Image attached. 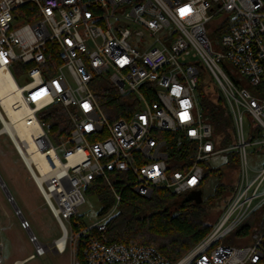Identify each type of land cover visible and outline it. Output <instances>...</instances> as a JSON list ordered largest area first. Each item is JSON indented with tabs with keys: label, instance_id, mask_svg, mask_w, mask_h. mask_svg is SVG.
<instances>
[{
	"label": "built area",
	"instance_id": "built-area-1",
	"mask_svg": "<svg viewBox=\"0 0 264 264\" xmlns=\"http://www.w3.org/2000/svg\"><path fill=\"white\" fill-rule=\"evenodd\" d=\"M25 4L35 7V19L16 12ZM54 52L59 64L46 76L41 65ZM1 68L19 87L32 131L29 141L10 132L4 120L13 123L0 103V134L12 142L60 228L56 239L65 237L74 259L80 244L85 264H264V163L247 165L248 147L264 153V0H0ZM201 71L225 100L233 127L229 145L220 144L203 118ZM97 76L123 98L124 115L109 117L101 109L91 89ZM54 102L71 123L69 134L56 138L38 117ZM162 131L181 135L185 144L186 157L174 160L178 168L170 167ZM231 151L238 158L235 188L208 233L177 261L152 246L108 239L106 222L120 202L109 172H125L126 185L143 197L155 188L183 197L201 190L204 164ZM32 154L41 157L43 171ZM93 176L104 178L114 203L86 224L75 217ZM258 210L259 228L251 233ZM247 219L249 232L235 235ZM232 233L237 245L223 241ZM34 239L29 236L31 257L40 256ZM2 250L0 240V264Z\"/></svg>",
	"mask_w": 264,
	"mask_h": 264
},
{
	"label": "trees",
	"instance_id": "trees-1",
	"mask_svg": "<svg viewBox=\"0 0 264 264\" xmlns=\"http://www.w3.org/2000/svg\"><path fill=\"white\" fill-rule=\"evenodd\" d=\"M26 10H31V12L26 13ZM16 12L26 21H31L37 16L35 7L31 4L18 7ZM58 64L56 52L47 54L46 63L41 65L43 74L46 76L53 74L54 68ZM91 89L96 101L107 116L124 115L123 98L117 95L113 86L109 85L106 80H102V76L94 78ZM197 91L203 118L212 125L221 145L231 144L233 142V127L223 96L220 92L216 96H212L201 78ZM38 117L52 138L69 134L71 123L67 112L59 102H54L42 109L38 113ZM160 135L165 138L169 147L170 167L178 168L174 160L184 159L187 154L181 135L169 131H162ZM224 169L237 172L238 158L235 151L227 153L224 163L220 166L213 167L204 164L203 181L211 173L216 174L219 180L213 193L206 198L202 197L200 203L191 200L182 201V197L165 188H155L149 197H143L126 185L129 177L125 172H109L107 175L120 195V202L116 211L106 222L108 239L111 242L152 246L167 257L171 263L177 261L210 230L213 222L209 223L205 220L208 213L207 208L212 205V200L225 190V185L220 178L221 171ZM235 180L228 188L229 194L221 209L235 188ZM85 192L97 197L100 203V208L97 211L98 217L105 214L114 203L110 188L101 176H93ZM75 219L81 220L82 217L78 215ZM249 227L250 219H247L235 229L234 234H247ZM75 259L79 264H85L80 244L76 248Z\"/></svg>",
	"mask_w": 264,
	"mask_h": 264
},
{
	"label": "rangeland",
	"instance_id": "rangeland-1",
	"mask_svg": "<svg viewBox=\"0 0 264 264\" xmlns=\"http://www.w3.org/2000/svg\"><path fill=\"white\" fill-rule=\"evenodd\" d=\"M212 37L213 35H210V38ZM199 75L207 84L210 94L216 96L219 90L210 76L202 71ZM240 81L241 85L245 86L252 94H257L253 86L248 85L243 79H240ZM19 83L22 84L23 81H19ZM247 120L245 117V124H247ZM0 128H2L1 123ZM223 163L224 159L222 158L216 160L212 165L213 167L220 166ZM263 163L264 153L254 151L252 147H248V167L250 169H258L262 167ZM221 172L220 178L223 185H225V190L216 199H213L212 205L207 208L208 213L205 220L209 223L216 220L229 194L228 188L232 186L237 174L235 170L231 171V169H224ZM0 176L19 210V214H17L0 187V240L3 242L4 257L9 259L10 262L13 258H19L23 260L22 264H75L74 256L69 247L65 248L62 252L47 249L44 256H33L26 259L27 256L33 254L34 247L33 243L29 240L28 230L22 225V219L28 222L29 231L40 242L45 244H49L59 237L61 231L56 220L45 205L33 180L23 166L12 142L4 133L0 134ZM218 180L217 175L213 173L206 177L201 185L203 198L213 193ZM84 197L85 203L81 206L80 212L83 221L86 224H91L99 218L97 211L100 208V203L94 194L84 192ZM260 219L261 214L258 210L256 215L257 222L254 225L255 227L251 229V233L256 232L259 228ZM234 240L232 233L223 241L237 245L239 241ZM240 243H248V240L240 241ZM10 262L4 260V264H9Z\"/></svg>",
	"mask_w": 264,
	"mask_h": 264
},
{
	"label": "bare ground",
	"instance_id": "bare-ground-1",
	"mask_svg": "<svg viewBox=\"0 0 264 264\" xmlns=\"http://www.w3.org/2000/svg\"><path fill=\"white\" fill-rule=\"evenodd\" d=\"M0 103L7 111L11 119V123H13L12 126L4 120L5 127L10 132H12V128H13L16 131V134L18 135L20 140L29 141L32 127L30 125L31 119L28 114V110H27L28 108L22 101L19 87L16 86L13 78L9 74L8 70L5 68L0 69ZM13 103H18L17 105L20 106L17 109H13L12 108ZM15 138L17 139V141H19L16 136ZM31 159L38 162V164H41V171L45 169V166L42 164L43 161L41 160V157L38 154H32ZM22 223L25 225V228L28 230V225L24 223L23 219H22ZM33 236L34 235L32 234L31 237ZM64 239L65 237L62 236L49 244L42 243L37 239H34V242L38 247L40 256L42 255L44 256L47 249L56 252H62L64 250Z\"/></svg>",
	"mask_w": 264,
	"mask_h": 264
},
{
	"label": "water",
	"instance_id": "water-1",
	"mask_svg": "<svg viewBox=\"0 0 264 264\" xmlns=\"http://www.w3.org/2000/svg\"><path fill=\"white\" fill-rule=\"evenodd\" d=\"M0 186L2 188V190L4 191L5 195L7 196L8 200L10 201L13 209L16 211L17 214H19V210L16 207L14 201L12 200V197L4 183V181L2 180L1 176H0ZM194 201L195 203H200L202 201V191L201 190H196V191H192L187 195H184L182 197V201ZM28 235L31 236L32 233L29 231L28 229Z\"/></svg>",
	"mask_w": 264,
	"mask_h": 264
},
{
	"label": "crops",
	"instance_id": "crops-1",
	"mask_svg": "<svg viewBox=\"0 0 264 264\" xmlns=\"http://www.w3.org/2000/svg\"><path fill=\"white\" fill-rule=\"evenodd\" d=\"M23 166H24V165H23ZM26 222H27V221H26ZM27 223H28V222H27ZM36 239H37V238H36ZM37 240H38V239H37ZM2 243H3V242H2ZM2 251H3V250H2ZM31 255H32V254H30L29 256H27L26 259L31 258ZM3 256H4V255H3ZM4 260H6V262H7V261L10 262V260L7 259V258H5V257H4ZM24 260H25V259H24ZM15 261H16L17 263H19V264H22V262H23V260H20L19 258H13L9 264H13Z\"/></svg>",
	"mask_w": 264,
	"mask_h": 264
},
{
	"label": "snow or ice",
	"instance_id": "snow-or-ice-1",
	"mask_svg": "<svg viewBox=\"0 0 264 264\" xmlns=\"http://www.w3.org/2000/svg\"><path fill=\"white\" fill-rule=\"evenodd\" d=\"M187 11H188V9L185 8V9H182V10H181V13L184 14V13L187 12ZM85 107H87V106H85Z\"/></svg>",
	"mask_w": 264,
	"mask_h": 264
}]
</instances>
